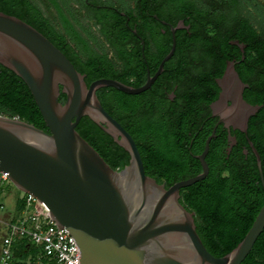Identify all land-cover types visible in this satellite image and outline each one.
<instances>
[{"label":"water","instance_id":"95a60500","mask_svg":"<svg viewBox=\"0 0 264 264\" xmlns=\"http://www.w3.org/2000/svg\"><path fill=\"white\" fill-rule=\"evenodd\" d=\"M182 26L178 21L171 27L172 48L142 86L134 88L106 78L87 85L85 76L46 37L17 17L0 12V64L25 83L47 127L43 131L19 118L0 115V172L8 174L20 193L43 203L55 225L69 232L80 251L79 264H241L263 232L264 203L237 246L215 257L196 232L194 212L179 202L181 189L208 175L205 158L216 126L203 151L195 156L201 172L165 188L145 174L135 141L96 95L106 87L127 95L148 90L172 56L174 33ZM217 85L224 107L227 98L233 99L232 107L218 114L217 124L246 134L249 118L262 106L243 100L248 85L238 77L233 62H227ZM61 94L64 103L59 101ZM83 117L128 153L123 169L113 170L78 134L75 128ZM235 144L228 134L227 153ZM248 145L264 191L259 154L249 140Z\"/></svg>","mask_w":264,"mask_h":264},{"label":"trees","instance_id":"16d2710c","mask_svg":"<svg viewBox=\"0 0 264 264\" xmlns=\"http://www.w3.org/2000/svg\"><path fill=\"white\" fill-rule=\"evenodd\" d=\"M107 1L100 0L98 4L105 5ZM127 1L135 4L134 7L128 5L125 11L129 16L136 14V22L139 18H144V13L148 11L173 24H177L184 16L189 17L191 34L177 31L176 48L179 51L185 50L181 43L188 41L200 44L206 52L203 55L204 62L212 61L213 52L217 54L220 51L223 54L220 65L223 68L225 60L230 58L227 57L230 47L228 41L232 38L248 44V49L252 52L249 59L246 58V62L254 72L249 69L242 75L243 81L249 86L244 91V97L251 105H262V108L250 117L246 135L242 132H230L236 137V144L228 153V133L222 127H218L205 158L208 175L203 180L180 190L179 202L187 211L194 212L196 232L204 247L211 255L222 257L244 238L264 203V191L256 159L248 145L249 140L259 154L264 179V75L260 81L257 73L259 66H262L264 71V58L263 61H259V56L261 54L264 56V38L263 34H257L248 19L240 17L238 5L256 6L263 19L264 8L257 0ZM50 2L56 10L57 24L45 17L32 0H0V12L17 17L46 37L66 56L73 67L85 76L84 81L87 85L101 78L117 80L133 87L141 84L144 70L139 60L135 61L138 69L135 75L137 81L132 83L135 74L134 60L125 43L132 39V34L127 32L125 21L119 15L111 12L95 14L96 25L99 27L97 36L90 28H85L77 14L68 8L69 0ZM75 2L83 10L84 0ZM214 7L218 12L212 19L210 10L215 9ZM230 22L233 25L227 31L226 27ZM212 24L222 25L225 29L217 30L216 34L212 35L206 28ZM152 35L154 40L163 39L167 45L164 52H167L172 42L170 32L167 31V37H163L157 29ZM101 39H104L106 48L101 45L94 46ZM109 51H112L113 56L109 57ZM162 56L163 54L161 58ZM237 59H240L239 53ZM173 62L176 63L174 60L166 62L165 68L170 70ZM179 76L180 74L175 75V80H180ZM201 92L200 87L191 88L187 93L186 106L173 113H170L169 109H143L140 103L133 111L134 96L111 87L99 89L96 95L104 110L120 122L134 139L145 174L168 188L175 182L191 178L201 172L200 163L193 155L203 151L205 140L213 128L191 125L201 124L210 116L209 111L204 109H208L209 101L202 97ZM59 101L64 103L65 95L61 94ZM0 115L19 118L47 131L25 83L1 64ZM199 126L202 129L196 135ZM75 129L113 170H121L128 164V153L88 117L81 118ZM1 195L0 187V197ZM22 207V202L17 200L15 213L18 214ZM32 247L25 242L15 245L14 264H23L34 252ZM241 264H264V229Z\"/></svg>","mask_w":264,"mask_h":264},{"label":"flooded vegetation","instance_id":"af4514ba","mask_svg":"<svg viewBox=\"0 0 264 264\" xmlns=\"http://www.w3.org/2000/svg\"><path fill=\"white\" fill-rule=\"evenodd\" d=\"M103 1L104 0H102V2ZM84 2H85V6L82 10L83 17L81 18L80 22L85 28H90L92 32H94L92 29L96 28L95 34L97 36H99L97 34L99 27L96 25L95 14L100 12L110 14L111 12L113 14L119 15V17L125 21L124 25L127 32H130L132 34V39L125 42L126 47L128 48V52L130 53L132 60H134L133 70L135 74L133 75L132 83H135L137 81L135 75H137L138 69L136 68L137 62L135 61L139 60V63L143 65V70H144L143 81L141 82L140 85L134 88H138L142 86L147 80L148 76L152 77L156 73L159 64L164 59V57L170 52L172 48V42H171V45L168 48L167 52H164L165 51L164 49L167 47L166 43L163 42V39H159L160 41L154 40L152 33H155L156 30L158 29L161 32V36L167 37V31H169L172 40L171 27H175L176 24H173L165 20L164 18L159 17L156 14L151 13L149 11L144 13V18H139L136 22L135 21L136 14H132L131 16H129L125 11V8L128 5H130L131 7L135 6L133 2H128L127 0L124 1L108 0L107 4L101 6L98 4L100 0H84ZM75 3L78 4L77 2ZM261 5L263 6L262 3ZM238 6H239L238 11L240 13V17L248 19L249 24H251L254 27V29H256L257 34L259 35L263 34L262 38H264V19H263V15L260 13V10L256 9L255 5H253L255 7H248L247 4H244V6H240V5ZM217 12L218 9L216 8L210 10L212 19L215 18V14ZM178 21L183 22V26H182L183 28L177 29L174 33V37L177 31H181V32L185 31L188 34H191L190 33L191 26L190 24H188L189 17L184 16L183 18H180ZM232 25L233 23L230 22L227 26L228 28L226 27V30L229 31ZM206 28L210 30V33L212 35H215L217 30L222 31L224 27L222 25L212 24L206 26ZM228 43L230 47L228 48L227 57L230 58L225 60L224 66L222 68L220 65V59H223V54L220 51H218L217 54H214L215 51L213 52L212 61L204 62L203 55L206 52L204 51L205 49L203 46L189 41L183 42L181 43V45L186 49L179 51L176 48V38H175V49L168 61L174 60L176 61V63L173 62L174 64L170 66L169 68L170 70H167V68H165V64L168 61H166L163 65L162 73L154 80L151 87L148 90L144 91L143 93L133 95L134 96L132 101L133 111H135V109L137 108V104L140 103L141 104L140 106L143 109H148V108H155L162 110L169 109L170 113L178 112L186 106V103L188 101V97H187L188 91L191 88L200 87L202 89L201 92L202 97L209 101L208 109L207 108L204 109H206V111H209L210 116L201 124L191 123V125L194 126L197 124L203 127L212 126L213 127L212 130L214 129L215 126L216 129L218 127H222L227 131L228 134H230L231 131H233L234 133L240 132L238 129H233L232 126L225 125L222 123L217 124L219 120L218 114L220 113V111L224 109L225 110L224 112L226 113L227 109L232 107L233 105L232 98L226 99L227 106L225 107L220 102L222 100L219 101V96L222 90L220 87H218L217 80L222 78V76L224 75L227 62H233L234 70L236 71L238 77L244 84L248 85L245 81H243L242 75H244L245 72L249 71V69L253 71V69L250 68L249 63L246 62V58L248 57L249 59V57L252 55V52L248 49V44L243 42L240 43L238 39L232 38L231 40L228 41ZM100 45L102 47L105 46V48L107 47L104 39H101L100 41L94 44L95 47ZM240 46H242V48H240ZM108 53H109V57L113 56L112 51H109ZM237 53H239L240 59H237ZM162 54L163 56L161 58ZM180 55L183 56L180 57ZM263 58L264 56L263 54H261L259 56L260 59L259 61L260 62L263 61ZM257 73L259 76L258 79L261 81L264 75L262 66H259ZM179 74H180L179 77L181 79L175 80V75H179ZM213 83L215 86H213ZM247 88H244L242 92L243 100L246 103L248 102L244 97V91ZM217 102H220L221 104ZM213 104L215 106L211 107ZM134 114L136 113L134 112ZM118 123L126 130V128L120 122ZM201 126H199L197 132L195 133L196 135H198L199 131L201 132L202 129L200 128ZM247 127H248V123H247ZM228 134H227V142H228ZM230 136L232 135L230 134ZM232 137L235 138V143H236V137L235 136ZM178 146H179V141L177 143V147ZM244 152L246 153L247 151L245 150ZM199 154H195L193 155V157L195 158V156Z\"/></svg>","mask_w":264,"mask_h":264},{"label":"built area","instance_id":"2783aa9c","mask_svg":"<svg viewBox=\"0 0 264 264\" xmlns=\"http://www.w3.org/2000/svg\"><path fill=\"white\" fill-rule=\"evenodd\" d=\"M8 182V174L0 172V184ZM22 205L21 211L11 214L6 223L0 264H14L13 249L20 242L33 245L37 250V254L28 257L23 264H79L78 246L65 228L55 225L46 206L28 194H22Z\"/></svg>","mask_w":264,"mask_h":264},{"label":"rangeland","instance_id":"374dc122","mask_svg":"<svg viewBox=\"0 0 264 264\" xmlns=\"http://www.w3.org/2000/svg\"><path fill=\"white\" fill-rule=\"evenodd\" d=\"M60 1V0H56ZM264 6V0H258ZM32 2L43 12L44 16L50 19V21L54 24H57V14L54 6L51 4L50 0H32ZM75 3L74 0H69L68 8L77 14V17L81 20L83 17V11L80 9V6ZM94 32L96 28L92 29ZM2 188V195L0 197V206L3 208L0 209V249H1V240L4 236L5 226L9 220L11 214L14 213V207L16 202V197H21L22 193H20L16 188H14L9 182L6 184H0ZM33 246V245H31ZM33 248V247H32ZM34 252L31 253L29 257L35 256L37 254V250L35 248Z\"/></svg>","mask_w":264,"mask_h":264},{"label":"crops","instance_id":"0c3cea01","mask_svg":"<svg viewBox=\"0 0 264 264\" xmlns=\"http://www.w3.org/2000/svg\"><path fill=\"white\" fill-rule=\"evenodd\" d=\"M2 195H4V194H2ZM2 195H1V196H2ZM17 200H20V201L22 202V196H21V197H16V201H17ZM15 204H16V202H15ZM14 213H15V207H14ZM15 215H16V213H15Z\"/></svg>","mask_w":264,"mask_h":264}]
</instances>
